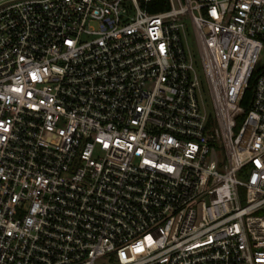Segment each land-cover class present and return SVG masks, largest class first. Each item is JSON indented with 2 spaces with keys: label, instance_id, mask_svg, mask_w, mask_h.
I'll list each match as a JSON object with an SVG mask.
<instances>
[{
  "label": "built area",
  "instance_id": "built-area-1",
  "mask_svg": "<svg viewBox=\"0 0 264 264\" xmlns=\"http://www.w3.org/2000/svg\"><path fill=\"white\" fill-rule=\"evenodd\" d=\"M150 1L0 0V264H264V0Z\"/></svg>",
  "mask_w": 264,
  "mask_h": 264
},
{
  "label": "rangeland",
  "instance_id": "rangeland-1",
  "mask_svg": "<svg viewBox=\"0 0 264 264\" xmlns=\"http://www.w3.org/2000/svg\"><path fill=\"white\" fill-rule=\"evenodd\" d=\"M182 3H184V0H181ZM186 47L189 51V54L191 55L193 65H194V70L198 79V90H199V96L198 99L202 101L203 106L205 108L206 113L213 118V108L212 104L210 102V98L208 95V90H207V85H206V80L205 76L201 67V63L199 60V56L197 53V47L196 43L194 41V36L191 30V27L189 24L187 25V32H186ZM244 114H240L236 117V129L238 128L240 122L243 119Z\"/></svg>",
  "mask_w": 264,
  "mask_h": 264
},
{
  "label": "trees",
  "instance_id": "trees-1",
  "mask_svg": "<svg viewBox=\"0 0 264 264\" xmlns=\"http://www.w3.org/2000/svg\"><path fill=\"white\" fill-rule=\"evenodd\" d=\"M168 8V2L167 0H151L148 4V9L150 11H160V10H165ZM260 69V68H259ZM259 69H257L255 71V73L253 74L250 82H249V85L248 87L246 88L245 92H244V95H243V98H242V101H241V104L243 106L246 107V103L248 102V99L250 98V95H251V90H252V82L254 80V77L256 76V74L258 73Z\"/></svg>",
  "mask_w": 264,
  "mask_h": 264
}]
</instances>
